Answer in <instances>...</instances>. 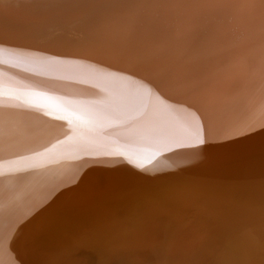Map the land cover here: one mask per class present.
I'll return each instance as SVG.
<instances>
[{"label":"bare ground","instance_id":"bare-ground-1","mask_svg":"<svg viewBox=\"0 0 264 264\" xmlns=\"http://www.w3.org/2000/svg\"><path fill=\"white\" fill-rule=\"evenodd\" d=\"M0 264H264V0H0Z\"/></svg>","mask_w":264,"mask_h":264}]
</instances>
